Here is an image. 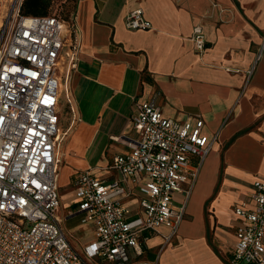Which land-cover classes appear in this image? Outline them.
<instances>
[{"label":"crops","instance_id":"0c3cea01","mask_svg":"<svg viewBox=\"0 0 264 264\" xmlns=\"http://www.w3.org/2000/svg\"><path fill=\"white\" fill-rule=\"evenodd\" d=\"M136 8L151 29L126 26ZM73 19L79 61L70 86L81 121L62 144V217L74 209L79 172L118 179L111 165L129 149L122 140L137 137L136 103L154 100L168 118L200 117L202 133L215 140L187 202L190 218L170 240L166 226L142 240L136 264H230L235 209L264 178V52L254 66L264 38V0H77ZM197 25L207 40L202 54L191 39ZM66 114L61 107L63 127ZM123 202L133 215L140 212L137 198ZM83 228L91 238L79 248L94 236L81 223L74 232Z\"/></svg>","mask_w":264,"mask_h":264},{"label":"built area","instance_id":"2783aa9c","mask_svg":"<svg viewBox=\"0 0 264 264\" xmlns=\"http://www.w3.org/2000/svg\"><path fill=\"white\" fill-rule=\"evenodd\" d=\"M0 36V264H136L142 240L161 226L170 240L186 216L188 199L213 147L203 120L164 116L154 100L136 103V139L113 158L118 179L108 182L81 171L74 180L73 211L62 217L58 179L62 144L81 121L70 80L79 61L74 19L24 15ZM130 29H151L143 9L126 16ZM199 54L207 50L201 25L191 37ZM264 52V38L254 66ZM71 118L61 125V103ZM177 194L184 196L178 201ZM137 198L133 215L124 199ZM239 222L230 264H264V178L250 199L235 209ZM81 215L93 238L78 248L64 222ZM150 264H159L158 260Z\"/></svg>","mask_w":264,"mask_h":264},{"label":"rangeland","instance_id":"374dc122","mask_svg":"<svg viewBox=\"0 0 264 264\" xmlns=\"http://www.w3.org/2000/svg\"><path fill=\"white\" fill-rule=\"evenodd\" d=\"M20 1L21 0H0V36L7 25L9 26L7 32H9L10 27L14 22ZM76 2L77 0H53L49 14L58 15L66 20L73 19ZM61 107L64 108L65 113H67L65 117L68 115V113H70L69 117L71 118L70 104L67 103L65 100H62ZM70 189L71 186H68L63 188L62 191L69 193ZM177 196H178V201H181L184 198L183 195L181 194H177ZM186 218H190V216H188V213L185 216V219ZM80 223H81V215L79 214L70 216L64 222V226L67 232L71 233L74 236L76 241L75 245L78 248L80 247L81 243L86 242L91 238V232L87 228H83L77 233L74 232V230L78 227ZM208 239L210 241V237ZM173 242L175 243V241Z\"/></svg>","mask_w":264,"mask_h":264},{"label":"trees","instance_id":"16d2710c","mask_svg":"<svg viewBox=\"0 0 264 264\" xmlns=\"http://www.w3.org/2000/svg\"><path fill=\"white\" fill-rule=\"evenodd\" d=\"M52 3L53 0H23L20 11L24 15L45 16L50 13Z\"/></svg>","mask_w":264,"mask_h":264}]
</instances>
